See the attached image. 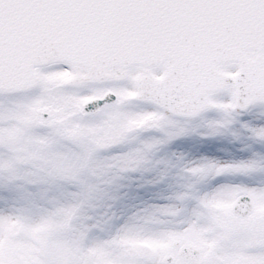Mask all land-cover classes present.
I'll list each match as a JSON object with an SVG mask.
<instances>
[{
  "label": "snow or ice",
  "instance_id": "6c2138e0",
  "mask_svg": "<svg viewBox=\"0 0 264 264\" xmlns=\"http://www.w3.org/2000/svg\"><path fill=\"white\" fill-rule=\"evenodd\" d=\"M245 115L264 121V0H0V264H264V153L168 151L264 145ZM135 178L169 194L128 215Z\"/></svg>",
  "mask_w": 264,
  "mask_h": 264
},
{
  "label": "rangeland",
  "instance_id": "374dc122",
  "mask_svg": "<svg viewBox=\"0 0 264 264\" xmlns=\"http://www.w3.org/2000/svg\"><path fill=\"white\" fill-rule=\"evenodd\" d=\"M65 76L61 77L64 78ZM133 94V93H129ZM128 95V96H129ZM95 97L86 98L85 101ZM210 116H215V113L209 114ZM156 114H149L140 120L129 121L119 132L115 133L116 138H123L124 134L133 128L143 127L150 120H157ZM244 121H251L253 123H264V121H257L254 119L253 115H245L242 117ZM238 127V126H237ZM99 131H103L100 129ZM99 134V133H98ZM187 138H191L190 140ZM107 139H111L108 135L100 136L98 143L104 144ZM200 139V141H199ZM202 143V144H201ZM251 143V141H247ZM199 145H201L199 147ZM244 142H233L230 137H215V138H203L199 134L193 133L192 135L182 138L181 142L177 140L168 149L169 153H183L189 160H199L202 157H210L219 159L221 161L230 160H247L252 157L253 151L264 153V145L256 144L253 146L252 150H246ZM146 158L140 157L138 162H144ZM127 186L121 189L119 194L121 199L117 204V209L125 214H132L139 208H143L152 204L163 203L161 196H166L169 194V190L166 185L152 186L145 185L141 186L143 183L141 179L135 178L131 181L124 182ZM222 183H255L253 180H249L244 177H222L216 181L212 182V187ZM207 190V188L205 189ZM232 202L226 201H216L212 206L220 209L228 210L231 208ZM49 226H44L39 229L40 232H46ZM125 244L131 245L133 247H148L152 249L160 247H168L169 245L165 242H156L149 240H133L125 238L122 241ZM94 255H99L101 258L104 257L105 252L103 249H93Z\"/></svg>",
  "mask_w": 264,
  "mask_h": 264
},
{
  "label": "water",
  "instance_id": "95a60500",
  "mask_svg": "<svg viewBox=\"0 0 264 264\" xmlns=\"http://www.w3.org/2000/svg\"><path fill=\"white\" fill-rule=\"evenodd\" d=\"M73 78H74V76H73L71 79H73ZM71 79H70V80H71ZM160 79H161V80H163L164 78H163V77H161ZM176 83H177V84H179V83H180V81H179V80H177V81H176ZM139 95H140V93H139L137 96H139ZM137 96H136V97H137ZM136 97H135V98H136Z\"/></svg>",
  "mask_w": 264,
  "mask_h": 264
}]
</instances>
